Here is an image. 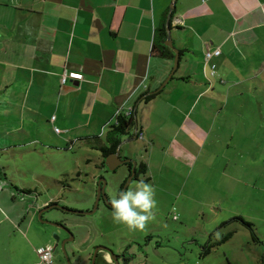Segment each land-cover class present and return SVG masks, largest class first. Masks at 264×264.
<instances>
[{
    "label": "crops",
    "instance_id": "1",
    "mask_svg": "<svg viewBox=\"0 0 264 264\" xmlns=\"http://www.w3.org/2000/svg\"><path fill=\"white\" fill-rule=\"evenodd\" d=\"M172 4L171 38L182 54L173 77L154 93L174 65L153 49ZM207 53H211L209 60ZM71 72L83 78L63 84V75ZM0 79L8 113L15 115L14 110L20 109L28 112L29 124L59 123L61 131L101 146H110L109 132L116 116L132 109L135 125L130 135L122 136L115 152L120 157L127 142L147 140V158L139 157L131 144L129 154L122 156L133 157L152 180L155 175L170 174L166 165L170 153L173 159L177 157L173 149L181 151L177 144L189 159L205 152L231 98L261 97L256 107L264 110V0H0ZM223 79L229 80L228 87ZM152 94L156 96L147 101ZM228 118L217 129H231L233 139L239 122ZM105 127L109 130L101 137ZM88 148L99 155L96 160L101 163L102 152ZM113 159L118 162L108 157V161ZM159 187L154 183V189ZM12 189L17 190L10 189L11 207L32 193L18 188V200ZM8 203H0V227L7 224L11 236L27 243L30 239L37 248L31 247L33 259L27 263L40 264L39 250L52 244L46 239L38 245L41 241L29 238L32 229L33 239L45 236L41 223L35 225L38 207L29 202L16 214ZM234 236L220 246L231 244ZM237 240L231 249H223L221 263L212 257L220 246L205 255L211 242L197 241L194 257L186 264L262 262L264 253L248 245L247 235ZM157 247L163 249V245Z\"/></svg>",
    "mask_w": 264,
    "mask_h": 264
},
{
    "label": "rangeland",
    "instance_id": "2",
    "mask_svg": "<svg viewBox=\"0 0 264 264\" xmlns=\"http://www.w3.org/2000/svg\"><path fill=\"white\" fill-rule=\"evenodd\" d=\"M223 80L228 87L229 80ZM7 98L0 94V203L11 201L10 189L15 187L32 192L23 202L20 200L12 207L8 203L16 214L22 212L26 203L40 207L50 199L72 210H92L96 201L93 178L104 174L102 168H97L99 155L88 148V141L77 139L76 133L61 131L59 123L32 125L26 122L31 120L28 112L19 109L17 113L14 110L15 115L8 113ZM259 100L261 97L258 96H235L223 109L218 125L226 116L239 122L237 130L232 131L233 139H230L231 129H217L216 125L200 157L195 154L189 159L188 153L184 152L185 157L183 147L177 144L181 151L173 149L177 157L173 159V153H170L166 165L170 174L155 175L152 180L149 174L142 175L146 183L160 186L155 189L156 218L145 231L130 232L125 226L115 224L111 210L103 202L91 216L63 214L57 210L46 213L48 219L64 220L69 231V235L62 234L64 240H69L65 246L67 255L60 246L56 247L53 264H91L98 247L110 246L119 255L134 242L147 244L150 240L149 247L139 249L137 244L132 245L130 253L135 258L131 264H186L194 257L197 241L207 245L229 233L235 235L233 242L220 246L221 250L212 256L218 263L225 257L223 249H231L244 234L248 236V245L264 253V110L256 107ZM222 105H225L224 99ZM143 142H127L122 155L129 154L131 144L136 146L139 157L147 158L144 147L149 142ZM178 142L185 145L181 138ZM126 174V168L122 167L118 176L105 175L109 183L108 196L112 191L120 190ZM12 190L19 200V190ZM240 217L253 224L259 243L252 240L250 229L239 221ZM38 221L35 220L36 226ZM39 226L45 231V238L33 239L34 229L29 238L34 242L41 241L38 245L49 239L55 246V237L59 235L51 226ZM7 227V224L0 227V264H28L27 261L33 259L31 247L37 246L30 239L31 245L11 236ZM157 244L163 245V249ZM98 253L97 264L111 257L103 250ZM222 263L226 264L227 260Z\"/></svg>",
    "mask_w": 264,
    "mask_h": 264
},
{
    "label": "clouds",
    "instance_id": "3",
    "mask_svg": "<svg viewBox=\"0 0 264 264\" xmlns=\"http://www.w3.org/2000/svg\"><path fill=\"white\" fill-rule=\"evenodd\" d=\"M108 130L102 128L100 136L103 137ZM109 204L113 222L125 226L130 232L145 231L156 218L155 189L144 180L134 182L127 190L112 191Z\"/></svg>",
    "mask_w": 264,
    "mask_h": 264
},
{
    "label": "water",
    "instance_id": "4",
    "mask_svg": "<svg viewBox=\"0 0 264 264\" xmlns=\"http://www.w3.org/2000/svg\"><path fill=\"white\" fill-rule=\"evenodd\" d=\"M174 9H175V5L172 4V7H171V10L169 12V15H168V18H167V22H166L167 40L165 42V45L170 47L175 53L174 65H173V69H172L167 81L164 83V85L162 87H160V89H158L154 93L160 92V90H162L164 88V86H166V84L169 82V80L173 77L175 71L177 70V68L179 66V62H180V51L177 48L174 47V44H173V41H172V38H171L170 21H171V17H172V13H173ZM137 133H138V127H137V123H136L135 134H137ZM122 144H123V142H122ZM109 157H113V158L116 157L117 161H119L114 166H109L110 170H113L116 167H118L119 165H121L122 163H124V162L120 161L119 151L115 152L114 154H111ZM112 161H116V160L113 159V160H111V162ZM106 162L109 163L108 158L106 159ZM132 163L134 164V166L136 165V161L135 160H132ZM127 187H128V184L125 185L123 191L126 190ZM105 188H106V182L105 181L103 182V185L99 184L98 189H97V193H96L95 205H94V207H93V209L91 211H77V210H72V209H69V208H66V207H62L59 204H54L52 206H49L46 209L41 210L39 212V214H38V220L42 224H47V225H52V226L59 227V228L65 230L67 232V234L69 235V233H68L69 231L64 225L57 224V223H54V222L49 221V220H44L42 218L43 213L51 210L52 208H58V209H61L62 211H65V212H68V213H72V214H77V215H82V216H91V215H93V214H95L97 212L99 204H100V201H101V198H103L105 201L108 200V197H107V195L105 193ZM110 207H111V205H110ZM55 240H56V246H55V248H56L59 245V243H60V237L59 236L55 237ZM68 241L69 240H65V241H63L60 244L62 250L65 252L66 255H67V253H66V250H65V246H66V243ZM135 244H137V242L132 243V245H135ZM132 245L130 247H127L126 249H124V251L122 250L121 254H119V255H117L114 252L112 247H107V246L98 247L95 250L94 254H93V257L91 259V264H97V257H98V254H99L98 252L102 251V250L107 252L108 254H110L111 257H110V259L102 260L100 264H131V262L135 258L130 253V249L132 248ZM137 246L139 247V249H141V247H144V245L143 244L141 245L140 243L137 244Z\"/></svg>",
    "mask_w": 264,
    "mask_h": 264
},
{
    "label": "trees",
    "instance_id": "5",
    "mask_svg": "<svg viewBox=\"0 0 264 264\" xmlns=\"http://www.w3.org/2000/svg\"><path fill=\"white\" fill-rule=\"evenodd\" d=\"M166 39H167V30H166V24L164 23L158 30L153 49L155 52L158 53L159 56L165 59H168L172 61V63H174L173 61H174L175 53L170 47L165 45ZM180 54H182V52H180ZM155 96H156L155 94L149 95L146 98V100L150 101ZM134 125H135V120H134V113L132 109L129 115L118 114V116H116L115 122L111 125V129L109 132L110 146H101L97 144L96 141H92V139H88L89 145L93 147V149L96 148L100 150L102 154L107 157L117 150L119 144L122 141V136L130 135L131 129L134 127ZM238 219L239 221L242 222L243 225L247 226L250 229L252 240L254 242H257L259 238L254 230L253 224L245 221L242 217ZM232 236H233V233H229L225 235L223 238H221L220 240L210 243V245L207 247L205 255H208L213 248L218 247L221 244L228 241ZM260 264H264V257Z\"/></svg>",
    "mask_w": 264,
    "mask_h": 264
},
{
    "label": "flooded vegetation",
    "instance_id": "6",
    "mask_svg": "<svg viewBox=\"0 0 264 264\" xmlns=\"http://www.w3.org/2000/svg\"><path fill=\"white\" fill-rule=\"evenodd\" d=\"M112 154H114V153H112ZM104 158H103V160H102V162L97 166V168L98 169H103V172H104V174H100V175H95V177L93 178L94 179V187H95V198H96V193H97V189H98V186H99V184H101V185H103V182L105 181L106 182V188H107V186H108V182L106 181V174H111V175H113V176H118V174H119V170L122 168V167H125L126 168V170H127V174H126V177L124 178V181H123V183H122V185H121V188H120V190L119 191H123V189H124V187H125V185L126 184H128V187L126 188V190L130 187V185L131 184H133L134 182H136V181H139V180H142V175H144L145 173H143V170H142V166H141V164H139V162H137L135 159H133V157H125V156H120V161L121 162H124V163H122L121 165H119L118 167H116L115 169H113V170H110L109 169V166H114L115 164H117L118 162H116V161H109V163H107L106 162V159L109 157V156H103ZM132 160H135L136 161V165L134 166V164L132 163ZM106 188H105V193H106ZM107 195V197H108V200H104L103 198H101V201H100V203H105V205L111 210V207H110V204H109V199H110V196H108V194H106ZM54 204H59L58 203V201H52V202H49V203H47V204H45V205H41L40 207H38V210H37V219H38V214H39V212L41 211V210H43V209H46V208H48L49 206H52V205H54ZM60 205V204H59ZM61 206V205H60ZM67 208V207H66ZM98 209H99V207H98ZM52 210H57V211H59V212H62L63 214H72V213H68V212H65V211H62L61 209H58V208H52L51 210H49V211H47V212H45V213H43V215H42V218L44 219V220H49V221H52V222H54V223H57V224H61V225H64L66 228L68 227V225L65 223V221L64 220H62V219H48L47 218V215H46V213H48V212H50V211H52ZM88 211H91V210H88ZM75 215H77V214H75ZM80 216H82V215H80ZM41 225L43 226V225H47V224H42L41 223ZM48 226H51L52 228H53V230H54V232L57 234V235H59V237H60V243H59V245L57 246V247H59L60 246V244L63 242V241H65L64 240V238H63V235L62 234H64V233H66L67 234V232L65 231V230H63V229H61V228H59V227H56V226H52V225H48ZM68 229V228H67ZM55 241V246H56V240H54ZM142 245V244H141ZM144 246H148L149 247V245H150V242L148 241L147 242V244H143ZM50 246H52V245H50ZM55 246H53V249H54V251H55ZM61 247V246H60ZM107 247H110V246H107ZM145 249V248H144ZM97 259H98V257H97Z\"/></svg>",
    "mask_w": 264,
    "mask_h": 264
},
{
    "label": "built area",
    "instance_id": "7",
    "mask_svg": "<svg viewBox=\"0 0 264 264\" xmlns=\"http://www.w3.org/2000/svg\"><path fill=\"white\" fill-rule=\"evenodd\" d=\"M179 21H180L179 18L175 19V23H178ZM210 57H211V53H207L206 54L207 60H209ZM212 74L214 75V73ZM82 78H83L82 74L71 72L63 75L62 83L66 84L69 80H81ZM130 111L131 110L127 112V115L130 114ZM142 138H143L142 135H140V139ZM176 218L177 217H175V219ZM53 254H54L53 246L48 245L40 249L39 250L40 264H53Z\"/></svg>",
    "mask_w": 264,
    "mask_h": 264
}]
</instances>
